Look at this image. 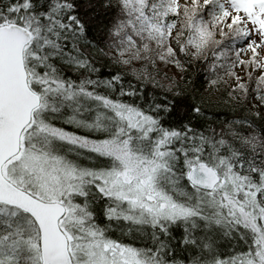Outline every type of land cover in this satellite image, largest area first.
<instances>
[{
	"label": "snow or ice",
	"instance_id": "obj_1",
	"mask_svg": "<svg viewBox=\"0 0 264 264\" xmlns=\"http://www.w3.org/2000/svg\"><path fill=\"white\" fill-rule=\"evenodd\" d=\"M0 264H264V0H0Z\"/></svg>",
	"mask_w": 264,
	"mask_h": 264
}]
</instances>
